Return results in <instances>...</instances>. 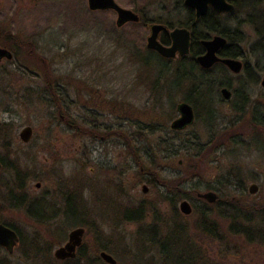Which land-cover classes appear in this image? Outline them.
<instances>
[{"label":"rangeland","instance_id":"1","mask_svg":"<svg viewBox=\"0 0 264 264\" xmlns=\"http://www.w3.org/2000/svg\"><path fill=\"white\" fill-rule=\"evenodd\" d=\"M147 1L150 2L116 0L125 8ZM151 1L158 3L159 0ZM147 8L150 14L158 12L157 4L150 3ZM114 16L112 10L87 9L86 0H0V22H7L12 32H18L23 38H31L36 52L48 62L34 63L19 55L18 63L1 64L7 68L1 74L0 85L5 92L1 96L3 102L6 98L4 103L8 111H0V118L13 123L16 132L22 125L35 128L34 148L37 154L25 163L34 171L30 185L38 180L41 182L39 190H36L38 193L47 195L50 192L52 198H58L59 186L63 185V179L67 180L65 184L72 193V206L85 211L84 247L95 251L102 244L110 249L117 264H138L128 258L136 251L133 243L138 226L132 221L118 219L122 212L117 211V205L136 206L142 201L164 219H170V207L162 202L159 195L165 190L161 181L179 176L185 162L182 161L184 154H180L173 159L158 157L153 164L151 156L143 153L146 147L149 149L148 143L151 145L162 134L159 131L155 134L138 132L137 122L155 121V117H161L170 104L164 97L158 98L161 104L154 101L149 91V87L153 90L160 87L154 80L158 71L156 61L139 63L133 60L129 50L134 41H139V45L144 42L147 30L132 23L115 29ZM8 68L15 69V72L7 76ZM260 75L262 77L264 72ZM263 90L257 82V86L251 89L252 96ZM177 99L178 95L175 96ZM228 104L219 101L214 107L217 114L214 120L218 122L213 126L216 134L208 132L201 119L184 132L191 131L199 142L206 143L208 138L213 140L228 118L233 119ZM71 121L88 131L95 129L99 134L92 137L87 133L81 137L78 130L71 131L63 125ZM114 129L129 133L130 143L137 147L141 156V170L126 151L127 146L120 142L118 134L110 133ZM214 150L210 161L203 165L200 177L186 181V190L195 185L198 193L207 190V186H214L218 197L236 194L232 184L224 188L226 184L222 178L216 177L220 172L225 175L228 171L239 170L244 175L245 190L252 181L258 184V193L248 199H259L264 195V158L259 152L254 151L251 145L246 147L233 141L228 147L219 145ZM146 168L157 169L153 170L156 177L144 173ZM248 170L257 174L248 175ZM144 184L146 191H142ZM190 192L193 199L188 203L194 209L193 204L199 206L201 202L194 192ZM58 199L61 200L60 197ZM179 201H176L177 207ZM151 209L146 215V223L152 219ZM192 209L185 215L178 208V213L184 215L181 222L187 225L185 231L189 234L190 243L206 255L208 264H256L257 261L262 264L258 258L264 254V246L246 244L243 259L237 261L223 253L226 244L197 232L195 221L198 213ZM37 231L40 236L52 234L48 223L40 224ZM15 259V256L10 259L13 264H31L28 260Z\"/></svg>","mask_w":264,"mask_h":264},{"label":"trees","instance_id":"2","mask_svg":"<svg viewBox=\"0 0 264 264\" xmlns=\"http://www.w3.org/2000/svg\"><path fill=\"white\" fill-rule=\"evenodd\" d=\"M236 4L238 12H242L246 8L245 1H238ZM261 5L264 6V3L260 0H253L248 6L253 8ZM260 12L262 13H254L252 17L247 16V22L257 27L258 30L262 28V32L257 33V37L260 35L263 40L256 39V42L253 41L248 46L249 49L246 51L248 54L243 53L250 60V63H246V68L242 74L232 76L229 74L227 67L218 62L213 64L210 69H202L197 65V62H155L158 71L154 76V80L160 87L154 90L149 87V91H151L154 101L161 104V100L158 98L164 97L165 100L169 101L170 107H167V111L161 117H155V121L146 122L145 124L137 122L138 132L142 130L144 133L155 134L156 131H159L162 134H159L151 145L148 143L149 149L143 147L145 148L143 153H148L151 156V160H149L153 164H156L155 161L158 157L173 159L180 154H184L182 161L185 162V166L183 170H180L181 174L179 176L167 181L160 180L165 188L163 192H159L160 199L169 205L170 219H164L154 212L153 207L151 209L150 205H144L142 201H139L136 206L117 205V211L122 212L119 214L118 219L127 222L132 221L138 226L135 233L136 239L133 243L136 251L128 257L134 259L138 264H208L206 255L198 252L190 243L189 234L185 231L188 229L186 228L187 225L181 222L184 215L178 213L176 203L177 200L182 198L187 201L193 199V194L190 191L194 192V195L198 198L194 189L198 188L191 185L192 188L186 190L184 184L190 178L199 176V169L204 165L202 159L206 155L204 154L206 150L203 151L201 146L196 148L193 134H186L169 128L170 120L176 116L175 106L178 100L188 101L192 104L193 109L196 111L195 118L205 119L207 124L210 125V129L214 131L213 126L218 125V122L214 120L217 119L215 118L216 114H210V111H207L206 116L201 117L200 108L207 109L204 105L208 102H210L212 108L216 107L220 101L219 87L233 85L232 98L228 101V107L234 116L233 119L228 118L225 127L221 129L218 135V139L221 138L228 143L233 141V143H243L245 145L247 141H251L253 148L257 149L260 156L264 158V90L255 97L252 96L251 92L253 86H257L260 74L264 72V9H260ZM164 19L162 17L160 19L158 16L153 18L152 16L150 20L165 22ZM169 20L172 23L176 19L171 18ZM185 22L183 18L182 24ZM219 22L220 16L213 11L204 14L199 23L196 24L197 38L202 39L213 33V31L225 35L228 38V45L224 44L220 56L242 57L244 51H242L241 44H244L245 36L236 31L235 36L232 37L226 33L224 26L219 25ZM6 35L4 46L13 51L12 54L17 60L20 55L22 58L25 57L27 61L48 63L46 58L36 52V45L31 38H23L18 33L9 34L7 32ZM117 38L119 39V37ZM235 42L238 45H232ZM134 49L138 54L145 55L144 49H139L138 46H134ZM12 71L15 72V69L8 68L6 75H12ZM52 92L54 94V91ZM176 95H178L177 101L175 100ZM212 111L211 109V113ZM58 117L61 119L60 116ZM69 124L73 125L74 122L71 121ZM88 133L95 136L99 134L95 129H89ZM113 133L118 134L121 139L120 142L127 146L126 151L132 156L133 162L140 165L141 170V156L137 147L130 143L129 133L117 129H114ZM153 170L156 171L157 169L146 168L143 172L156 177L157 173ZM230 174H232L231 179L228 178V175L226 178L223 177L221 173L216 178H222L221 180L226 184L224 188L232 184L233 189L237 191L236 194L233 192L218 197L217 202L211 204L201 198V204L199 206L193 204L194 209L192 210H194V213H198V218L195 221L197 232L209 239H216V241L226 244L222 250L223 253L234 259L236 258L235 261H237V259H243L246 244L264 246V195L259 199H248L253 195L251 196L245 192L243 175L240 174L239 170H233ZM197 186L199 185L197 184ZM211 187L207 186V189ZM150 209L152 219L146 223V215H148ZM101 248L106 249L105 245H101ZM258 260L264 264V254ZM256 264H259V262L257 261Z\"/></svg>","mask_w":264,"mask_h":264},{"label":"flooded vegetation","instance_id":"3","mask_svg":"<svg viewBox=\"0 0 264 264\" xmlns=\"http://www.w3.org/2000/svg\"><path fill=\"white\" fill-rule=\"evenodd\" d=\"M116 1V0H115ZM243 2L245 1L246 5L243 9L242 12L237 11V2ZM253 0H226L229 4H232L233 9L229 12L223 11V12H216V10L208 6L206 12L202 13V16L206 14L209 11H213L216 13V15L220 16V22L219 25L224 26L226 33L231 35L232 37L235 36V32H239L243 36H245V42L244 44H241L242 46V55L243 53H247L248 51V46L250 43L255 41L256 39L258 40H263L261 39L260 35L257 37V33L262 32V28H259L258 30L257 27H254L251 23L247 22V16L254 15V13L260 14V9H264V6H254L253 8L249 7V3L252 2ZM87 2V0H86ZM160 2V4H159ZM185 0H159L158 3L155 1H147V3L142 4V5H136L133 4L127 9H132L134 13L137 15V21L130 20L125 22L124 24L122 23L120 26L116 25V12L112 8H108L102 11H109L112 10L114 12V22H115V29H119L121 26H125L126 24L132 23L133 25H141L144 27V29L147 30V35L143 37L144 42H142L139 45V41H134V46H138L139 49H144V54L140 55L137 53V51L134 49V46L131 47V52H132V58L133 60H136L139 63L142 62H152V60L156 61V63H194L197 62V65L199 66L198 60L196 56H199L201 54H204L205 52V46H202V41L203 39H211L213 38V35L221 36L225 38L224 43L221 45V47L215 52L219 57H229L232 59H239L241 69L240 71L234 73L232 72L228 66H226L229 74L234 76L236 74H242L246 68V63H250V60L246 56H220L221 50L224 47V44L228 45V38L224 35H220L217 32L210 33L207 36L203 37L202 39H198L196 36V31L197 26L196 24L199 23L200 19L202 16H196L195 15V7H189L184 4ZM260 2L264 3L263 0H260ZM152 3V4H157L156 10L158 12L156 14H150L149 9L147 6ZM121 5V4H120ZM122 6V5H121ZM88 7V6H87ZM125 8V7H124ZM89 9V8H87ZM91 10V9H89ZM101 10V9H98ZM98 10H92V11H98ZM235 11V12H233ZM234 14V15H233ZM153 18L155 16H158L162 18H165V22H155L154 20H150L151 17ZM171 18H175L177 21L169 22ZM183 18L185 19V23L182 24ZM150 20V21H149ZM230 21V22H229ZM158 23L162 24L165 29H161L158 32V35H156L157 40L159 43L163 44L165 47H169L172 44V38L170 37V32L172 29L176 28H186V30L189 32L188 33V51L183 52V54H180L178 51H175L173 55L171 56H166V55H161L156 51V49H151L146 47V42L147 39L146 37L150 35V28L149 25L151 23ZM171 23L170 25H168ZM231 23V24H230ZM247 26V27H244ZM248 30V31H247ZM9 32V34H16L12 32V30L8 27L7 22L1 23L0 22V48L8 49L10 48L4 46V42L6 41V34ZM256 32V33H255ZM19 34V33H18ZM256 40V41H257ZM255 41V42H256ZM137 42V43H136ZM232 45H238V43H234ZM13 51L10 50V54L12 57H6V56H0V66L3 63L11 62V63H18L19 59L17 60L14 58ZM154 56V57H153ZM155 58V59H154ZM218 62V61H216ZM215 62V63H216ZM214 63V64H215ZM220 63V62H218ZM2 64V65H3ZM221 64V63H220ZM213 65V64H212ZM211 65V66H212ZM210 67H205L211 68ZM201 67V66H199ZM202 69H205L204 67H201ZM7 68L5 67H0V81L2 82V76L1 74L5 72ZM4 71V72H3ZM264 78V75L259 77V81H257L259 84L261 80ZM223 87H227L230 91L229 95L227 98H223L221 96V89ZM262 88H264L261 85ZM3 88L0 85V111L3 113L7 112L8 109L6 108L5 101L6 98H3L1 94L3 95L5 92L3 91ZM232 93H233V85L232 86H221L219 87V97H220V102L224 101L226 103H229L228 101L232 98ZM182 100H178V102H181ZM186 102V101H185ZM188 102V101H187ZM4 103V104H3ZM190 104V103H189ZM191 109L193 110V116H192V124H188L186 127L182 129H177L178 131L185 133L184 129H186L188 126H192L193 123L196 120H200V118H195L196 116V111L193 109L192 104H190ZM229 105V104H228ZM205 108H200L201 109V117L208 113L207 111H210V114H216L215 108L210 106V102L206 103L204 105ZM211 109L213 110L211 113ZM230 109V108H229ZM231 110V109H230ZM205 111V113H204ZM1 112V113H2ZM179 114V112L176 110V116ZM58 116L62 117L59 113H57ZM217 115V114H216ZM175 116V117H176ZM173 117L172 119H174ZM171 119V120H172ZM209 119V118H208ZM170 120V122H171ZM203 120V119H201ZM205 123L207 126H205L206 130L208 132L211 131L212 134H216V130L212 131L210 129V125L207 124L206 120L204 119ZM64 126L68 130H73L76 129L79 131L81 137L82 135L87 136L86 134L88 133V130L86 127H80L76 124H65L63 123ZM29 127L31 133L28 135V139L25 140L24 138H20V133L22 130V127ZM170 127V123H169ZM223 127L219 128L217 135L213 140L209 139L206 141V143L199 142L198 138H194L195 142L194 144L196 145V148L201 146V149L206 154L202 161H204V164L210 161V159L213 156V153L215 152V148L219 147V145H222L224 148L228 147L230 142L228 143L226 140H222L221 138L218 139V135L223 129ZM172 130V129H171ZM175 130V131H177ZM16 128H14L13 123H7V121H4L3 119L0 118V225L3 227H7L9 231L13 232L16 236V239H14V244L11 246L9 249V246H5L0 243V264H13L11 262V258L15 256V260L20 258V260H28L31 264H114L110 263L107 260L103 259L101 256V252H106L109 255H112L110 252V249L105 246L106 249L101 248L100 244L95 251L87 249L85 244L83 243V235H85L86 230L84 229L83 225L87 222V219H85V211L83 209H80L79 206L75 207L72 206L71 201V191L69 192V189H67V186L65 182L67 181L66 179H63L62 182L63 185L59 186L60 188V194L58 193V196L60 197L61 200H59L56 196L54 198L51 197V193H47V195L40 194L36 190H39L41 186V182L38 180H35L34 183L31 184V180L34 178V171L30 169L26 164L28 161H31L34 159V155L37 154L36 148H34V144L36 143V135H35V128L30 126V125H22L21 129L16 132ZM112 135H114L113 130L110 132ZM190 132H187L186 134H189ZM91 134V133H90ZM193 134V133H192ZM191 134V135H192ZM92 135V134H91ZM94 135H92L93 137ZM35 137V138H34ZM101 138H104L103 136H100ZM209 142V143H208ZM208 143V145H207ZM243 144V143H241ZM251 141H247L246 147L251 145ZM253 148V145H251ZM205 149V150H204ZM254 151L257 153L259 152L257 149L254 148ZM226 152V151H225ZM260 154V152H259ZM24 163V164H23ZM26 163V164H25ZM240 168V167H239ZM242 169V167H241ZM203 170V167L199 169V176L201 175V172ZM221 173V172H220ZM244 173V170H243ZM248 175L252 174L253 176L257 173H255L253 170H248L246 171ZM221 175L223 177H227V175L230 176V172L224 173L222 172ZM244 176V175H243ZM246 176V174H245ZM256 177V176H255ZM255 182V181H252ZM245 183V182H244ZM261 183V182H260ZM251 184V183H250ZM249 184V185H250ZM257 184V183H256ZM248 185V186H249ZM31 186V187H30ZM248 186L244 187V190L246 193L249 195L257 194L258 193V184H257V191L250 193L248 190ZM214 187V186H213ZM213 187L208 190L214 191ZM64 188V189H61ZM202 192V191H200ZM197 193L198 199L200 200L203 198L202 196L199 197ZM215 194L217 195L218 198V193L215 191ZM217 198L213 200V203H216ZM62 203H61V202ZM50 224L52 234H47V235H42L40 236L39 232L37 231L38 227L40 224ZM78 226H81L83 230V234L80 236V243L77 246H74V254L69 255V256H62V255H57L56 250L59 247H64L65 244L68 242V236L70 230L73 228H76ZM68 228V229H67ZM5 241L9 240L10 237L8 235L4 236ZM98 242V241H97ZM114 258V257H113ZM116 261V258H114ZM117 264V261L115 262Z\"/></svg>","mask_w":264,"mask_h":264},{"label":"water","instance_id":"4","mask_svg":"<svg viewBox=\"0 0 264 264\" xmlns=\"http://www.w3.org/2000/svg\"><path fill=\"white\" fill-rule=\"evenodd\" d=\"M184 4L189 7H195V15L196 16H202V13L204 11L206 12L208 6L213 7L216 12H229L233 9L232 4H229L226 2V0H185ZM87 8L91 10H105L108 8H112L116 12L115 20H116V25L120 26L122 23L124 24L127 21L134 20L137 21V14L133 12L132 9H127L122 7L120 4H118L115 0H87ZM149 28L151 30L150 35L146 37L147 42H146V47L147 48H153L156 49L158 53L161 55H166V56H171L174 54L175 51H178L180 54H183V52L188 51V31L186 28H174L170 32V37L173 39L172 44L169 47H165L163 44L159 43V41L156 38V35H158V32L161 29H165L162 24L158 23H151L149 25ZM225 38L217 35H213V38L211 39H203L202 41V46H205V52L204 54H201L197 57L199 66L201 67H210L212 64H214L216 61L220 62L223 65H226L229 67V69L236 73L240 71L241 65L239 59L235 58H229V57H219L215 52L221 47V45L224 43ZM0 56H6V57H12L10 54V50L0 48ZM260 85L264 87V78L261 80ZM221 96L223 98H227L229 95L230 91L227 87H223L221 89ZM191 105L189 102L181 101L178 102L175 106V110L179 112V114L171 120L170 122V129L172 130H177V129H182L186 127L188 124H192V116H193V110L190 107ZM31 133L29 127H22L21 133H20V138H24L25 140L28 139V135ZM257 184L255 182H252L248 186V190L250 193L256 192L257 191ZM147 186L144 184L142 185V191H146ZM199 197H203L204 200L207 202H212L217 198V195L215 194V191H202L200 194H198ZM178 208L180 209L179 211L184 213L185 215L190 214V211L192 209L190 203L186 199H180ZM83 230L81 226H78L76 228H73L69 232L68 236V242L65 244L64 247H59L56 251L57 255H62V256H69L74 254V246L79 245L81 239L80 236L83 234ZM8 235L11 239L6 240L4 239V236ZM14 239H16V236L13 232L9 231L7 227H3L0 225V243L3 245L9 246V249L11 246L14 244ZM13 240V241H12ZM101 256L103 259L107 260L110 263L115 264V259L109 255L106 252H101Z\"/></svg>","mask_w":264,"mask_h":264}]
</instances>
